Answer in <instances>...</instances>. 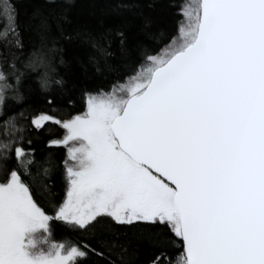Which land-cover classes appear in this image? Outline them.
<instances>
[{
	"label": "snow or ice",
	"instance_id": "6c2138e0",
	"mask_svg": "<svg viewBox=\"0 0 264 264\" xmlns=\"http://www.w3.org/2000/svg\"><path fill=\"white\" fill-rule=\"evenodd\" d=\"M73 6L43 0L27 33L15 10L0 29V264H136L140 243L173 264L177 241L178 264H264V0H197L159 52L149 24L133 44L123 15L87 27ZM73 45L86 77L120 75L58 118ZM31 95L48 107L29 117ZM49 123L61 161L35 147Z\"/></svg>",
	"mask_w": 264,
	"mask_h": 264
},
{
	"label": "trees",
	"instance_id": "16d2710c",
	"mask_svg": "<svg viewBox=\"0 0 264 264\" xmlns=\"http://www.w3.org/2000/svg\"><path fill=\"white\" fill-rule=\"evenodd\" d=\"M185 0H135L139 5L131 11H125L118 14L114 11L115 6L120 0H73L74 6L71 9L72 19L80 25L87 27H97L101 23L109 24L116 22L120 15H123L129 22V34L131 42L135 44L139 40H145L144 26L149 24V30L153 34L151 41H146L150 47L155 48L158 52L161 51L167 43L170 42V37L176 34L179 24L182 21V7ZM43 0H0V29L7 28L8 31L12 27L13 10L18 12V22L27 33L28 25L31 22L34 10L41 6ZM7 19V25L4 21ZM5 33L0 32V35ZM86 48L84 46H69L65 58L68 60L66 67H61L59 71L64 74L68 81V88L73 99L72 107L60 106L59 111H53L52 115L58 118L65 116L71 112L73 115L85 111V105L81 97V89H101L110 90L114 83L115 75L106 76H85L82 72L80 61L86 59ZM155 54V53H153ZM37 72L43 71L42 68H37ZM35 87V84H33ZM58 99L63 101L65 96H58ZM48 106L43 103V98L39 95H31L28 98V103L22 104L19 110L30 109L26 115L31 117L36 114L32 110L46 109ZM35 138V147L39 154L51 153L57 161H61L66 155L64 148L49 149L47 141L57 139L64 135V130L52 123H49L43 132L33 133ZM59 181L60 178L58 177ZM76 239L77 234L67 230L63 225L56 224L54 231V239L56 241L64 238ZM137 255L135 257L136 264H147L148 258L152 255V249L144 243L137 245ZM183 249L180 242L168 249V254L171 257L173 264H178L181 258Z\"/></svg>",
	"mask_w": 264,
	"mask_h": 264
},
{
	"label": "rangeland",
	"instance_id": "374dc122",
	"mask_svg": "<svg viewBox=\"0 0 264 264\" xmlns=\"http://www.w3.org/2000/svg\"><path fill=\"white\" fill-rule=\"evenodd\" d=\"M196 3H197V0H185L182 9H186V6L189 5V4H191V5H195ZM182 21H183V18H182ZM182 21H181V23H182ZM164 48H165V47H164ZM164 48H163V49H164ZM163 49H162V50H163ZM162 50H161V51H162ZM62 137H63V136H60V137L57 138V139H61Z\"/></svg>",
	"mask_w": 264,
	"mask_h": 264
}]
</instances>
